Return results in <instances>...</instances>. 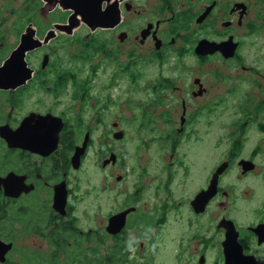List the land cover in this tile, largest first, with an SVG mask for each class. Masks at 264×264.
Here are the masks:
<instances>
[{
  "label": "flooded vegetation",
  "instance_id": "af4514ba",
  "mask_svg": "<svg viewBox=\"0 0 264 264\" xmlns=\"http://www.w3.org/2000/svg\"><path fill=\"white\" fill-rule=\"evenodd\" d=\"M10 1L0 0V14L7 6L15 16L11 27L0 22V68L24 39L34 48L25 51L29 79L0 88V128L19 130L28 118L32 129L48 118L58 143L53 152L49 144L32 151L0 136V264H264V200L250 206L264 183V0H124L120 22L95 30L80 16L73 24L62 0ZM142 15L129 29L127 19ZM81 29L114 31L120 94L127 92L120 74L130 72L135 82L134 65L154 69L136 102L147 122L143 145L133 139L125 154L106 148L103 168L114 166V186L105 182L102 191L114 196V211L97 230L80 224L85 192L71 184L80 169L71 160L82 146L74 123L84 120L83 107L14 115L33 85L50 83L55 94L70 88L75 99L109 88L97 76L87 82L83 65L91 57L83 52L93 44L90 35L78 37ZM10 32L16 39L7 45ZM70 38V48L62 47ZM95 66L88 64L92 74ZM69 129L74 146L66 154ZM87 134L80 163L92 145ZM125 134L115 122L114 144L124 145ZM156 142L151 163L142 148L150 152Z\"/></svg>",
  "mask_w": 264,
  "mask_h": 264
},
{
  "label": "rangeland",
  "instance_id": "374dc122",
  "mask_svg": "<svg viewBox=\"0 0 264 264\" xmlns=\"http://www.w3.org/2000/svg\"><path fill=\"white\" fill-rule=\"evenodd\" d=\"M35 1L40 2L41 0ZM8 2L13 1L8 0ZM5 3L6 2L1 5H6ZM39 4L41 5V3ZM5 8L6 9L1 11L2 15L0 14V22H5L11 27L15 23V16L11 12L10 7L5 6ZM143 18L144 15L139 17L135 16L133 18L129 17L127 19V21L130 19V24L128 25L129 29L133 30L136 26L140 25L144 20ZM22 24L23 22H20V25ZM89 35L92 36V39L88 43H92L93 46L88 47L83 54L91 58L87 60V66L83 65V67L90 72L89 74L84 73L83 76L86 74L88 75L87 82L93 80L92 76H97L96 82H98L100 86L109 84V88L89 89L87 93L81 92L76 94L79 97L75 99V94H73L70 88H68L66 92L55 94L52 93L50 88L52 84L50 83L41 86V88H36V85H33L31 88L22 92L21 101L19 102L21 104L15 108L14 115L21 117L28 114L30 111H49L53 108L58 112H69L71 107H74L77 112H80L81 107H83L84 113L82 116L84 120L80 123H74L81 131V136L76 137V141L79 145H82L85 133L87 131H92L90 140L92 145L88 152H86L83 162H79L78 164L71 163L76 168H80L76 173L79 177L78 180H74L76 174L71 175V184L73 189H75V186H83L85 192V197L82 198H85V202L79 205L76 210V215L80 220V224L84 225L86 230H88V228L97 230L100 226H103V221L107 214L114 211V196H107L103 194L102 191L105 182H112L111 187L114 186V166L110 165L105 169L103 168V160L110 156L109 152H106V148L111 146L114 152L115 147L116 151L125 154L128 148L127 142L134 139L135 144L140 143L143 145V140H146L147 122L143 121L141 108L136 102H143V100H140L142 97V86L147 79H151L154 69L143 62L134 65V69L139 72V78L136 79L135 82H133L135 78L133 79L131 77L130 72L120 74L119 83L125 85L127 91L120 94L117 91V87L114 89V31L98 30L92 34L89 29H81L78 33L80 39H85ZM5 39L6 44L11 45L12 42H15L16 37L10 32L8 35L6 34ZM72 39L73 38L62 41L61 46L64 47L67 45V49H69ZM96 45H101L103 50H97L95 48ZM71 49L73 50L72 47ZM62 54H64V52H62ZM34 58H36V56L31 60L34 61ZM124 58L125 57H123V59ZM90 62L96 64L95 67L98 69L94 74H92V67L88 68ZM84 94H86V96L83 99L82 96ZM0 103H3L1 95ZM9 110L10 106H7L4 112L9 113ZM115 122L118 123V129L122 128L126 130L125 139L127 141L120 147L114 144L113 136ZM1 124L2 121L0 122V125ZM72 131H76V126H72ZM68 134L70 135L62 142L66 154H69L74 146L73 140L71 139V129L68 130ZM158 148H160L159 142L152 143L150 152L142 148L147 160H150L151 163L156 156L155 149ZM8 159L14 160L16 157L9 155ZM262 200H264V183L262 187H258L257 196L250 206L257 207Z\"/></svg>",
  "mask_w": 264,
  "mask_h": 264
},
{
  "label": "water",
  "instance_id": "95a60500",
  "mask_svg": "<svg viewBox=\"0 0 264 264\" xmlns=\"http://www.w3.org/2000/svg\"><path fill=\"white\" fill-rule=\"evenodd\" d=\"M120 1L124 0H62L61 4L64 8L73 10L70 18L73 24L80 16L81 21L87 23L92 30H95L97 28H114L120 22ZM104 4H106L105 9L103 8ZM28 48H34V45L29 40L24 39L22 44L11 53L10 58L0 68V88L14 89L18 84L29 79L30 73L25 61V51ZM32 121H34V118L31 119ZM39 122L37 127L32 129L29 128L31 123L28 122V118L24 120L19 130H12L9 126H3L0 128V136L13 148L21 147L32 151H40V147L49 144L50 151L55 150L58 143V130L52 126L48 118ZM89 139L90 136L87 134L82 146L76 148L72 158L73 164L80 162L88 146ZM111 160L114 162V155H112ZM113 224L114 220H111L109 230L112 229Z\"/></svg>",
  "mask_w": 264,
  "mask_h": 264
}]
</instances>
